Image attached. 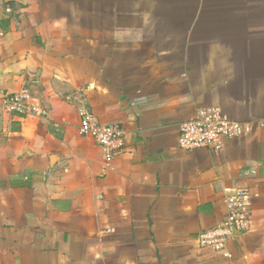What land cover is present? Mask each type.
<instances>
[{
    "label": "crops",
    "instance_id": "1",
    "mask_svg": "<svg viewBox=\"0 0 264 264\" xmlns=\"http://www.w3.org/2000/svg\"><path fill=\"white\" fill-rule=\"evenodd\" d=\"M22 86L46 117L5 110ZM81 104L121 151L78 135ZM212 106L251 133L179 150ZM235 187L251 228L196 250ZM0 264H264V0H0Z\"/></svg>",
    "mask_w": 264,
    "mask_h": 264
},
{
    "label": "built area",
    "instance_id": "2",
    "mask_svg": "<svg viewBox=\"0 0 264 264\" xmlns=\"http://www.w3.org/2000/svg\"><path fill=\"white\" fill-rule=\"evenodd\" d=\"M3 105L8 113L17 115H37L46 117L47 112L34 103L30 90L22 86L18 91L6 95ZM78 135L90 140L108 154L117 153L123 148L124 132L119 123H102L85 105L77 108ZM250 122L233 120L219 106L200 107L193 116L177 125V148L184 152L207 149L221 152L226 143L241 139L251 133ZM224 218L205 230L197 232L194 248L209 251L222 259H231L229 245L237 237L233 231L242 234L249 231L252 224V195L248 188L235 187L224 191Z\"/></svg>",
    "mask_w": 264,
    "mask_h": 264
},
{
    "label": "water",
    "instance_id": "3",
    "mask_svg": "<svg viewBox=\"0 0 264 264\" xmlns=\"http://www.w3.org/2000/svg\"><path fill=\"white\" fill-rule=\"evenodd\" d=\"M234 235L236 237H241L242 236V233L241 232H236V231H233Z\"/></svg>",
    "mask_w": 264,
    "mask_h": 264
}]
</instances>
